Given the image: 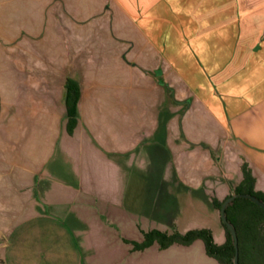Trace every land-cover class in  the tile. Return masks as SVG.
I'll return each mask as SVG.
<instances>
[{
    "label": "rangeland",
    "instance_id": "rangeland-1",
    "mask_svg": "<svg viewBox=\"0 0 264 264\" xmlns=\"http://www.w3.org/2000/svg\"><path fill=\"white\" fill-rule=\"evenodd\" d=\"M4 1L0 0V7L15 6V0H7L8 4ZM73 1L31 0L28 6L31 14L0 15V118L7 114L13 101H30L32 118L42 119L44 124L40 135L44 139L32 142L31 152L46 156L42 171H47L44 177L48 186L66 183L71 178L64 169L69 166L65 162L59 171L57 165L58 160L62 161L57 142L60 137L57 114L61 108L58 97L64 95L67 79L90 89L87 91L94 98L90 120L103 139L107 137V199L117 204L128 219L122 217L116 220L119 222L109 223L121 238L108 247L90 234L87 226L78 225L70 216L65 218L63 225L69 230L76 233L78 228L75 235L79 247L84 248L82 238L87 239L84 255L91 256L94 264H218L206 255L200 240L190 246L171 245L165 249L154 245L130 254L127 248L137 251L133 245L142 243L144 234L153 229L182 233L208 228L216 244L224 242L215 222L219 220V211L211 204V194L204 196L203 184L221 170H227L225 163L223 167L217 163L216 154L220 156L233 138L227 133L222 135L200 97L217 115V107L226 114L232 113V106L236 108L232 103L243 97L240 94L246 85L241 82L247 80L232 79L231 73L242 70L247 63L249 51L243 44H263L264 0H159L162 9L156 16L161 25L159 32L171 42L175 69L178 74L186 71L197 85L199 72L206 68L199 62L200 54L197 52L196 56L192 42L204 35L219 39L221 33L215 26L221 24L225 41L240 44L241 47L235 48L237 54L228 58L223 55L224 79H209L214 90H185L179 87L177 79L176 90L166 89L172 72L164 55H158L159 45L149 44L142 35L140 28L148 23L141 9L134 7L133 14L125 16L116 0H107L106 9L94 4L93 8L100 12L95 16L82 14L81 20L69 14H55V9L65 4L91 10L88 0ZM148 1L145 0L146 4ZM244 23L253 29L242 30ZM12 24L17 29L11 30ZM11 35L14 39L8 40ZM191 52L195 53L196 63ZM262 63L257 62V66L262 68ZM210 65L216 67L214 63L207 64ZM151 76L166 90H149ZM33 134L39 136L37 132ZM174 145L177 148L173 150ZM184 147L202 148L212 163L204 164L196 152L185 157ZM23 150L24 144L18 140L16 151ZM191 174L196 176L198 186L190 187V183L196 182L190 178ZM32 180L40 182L36 175ZM56 229L44 228L42 237L37 235L31 240L32 250L42 251V261L37 264H46L45 253L56 248L63 253L59 254L58 264L70 263L69 242ZM105 246L107 253L103 252Z\"/></svg>",
    "mask_w": 264,
    "mask_h": 264
},
{
    "label": "crops",
    "instance_id": "crops-1",
    "mask_svg": "<svg viewBox=\"0 0 264 264\" xmlns=\"http://www.w3.org/2000/svg\"><path fill=\"white\" fill-rule=\"evenodd\" d=\"M88 1L91 10H81L78 6L71 5L69 7L65 4V6L62 5L61 9H55V14H69L77 20H81L80 16L82 14L95 16L100 12V10L93 8L95 7L94 4L100 5V8H107V0H98L97 3L95 0ZM131 1L116 0L118 8L125 16L132 15L135 8L145 12L148 24L141 26L142 35L147 37L149 44L159 45L158 55L161 53L164 55L165 64L172 72L169 74L166 89L176 90L175 79H177L179 87L185 90H214L209 79L213 77L224 79V57L228 58L235 53L237 54L238 51L235 48L237 46L241 47L240 44H235L234 41H225L222 37L223 26L221 24L215 26L217 32L221 33L219 39H208L203 34L204 36L201 37V40H198L199 42L197 40L192 42L191 46H194L196 56H198L197 52L200 54L199 62H202L201 64L206 68L205 71L201 70L202 72H199L200 81L197 85L186 71L183 74H178L175 69L176 60L170 51L171 42L163 38V34L159 32L161 25L158 22L159 18L156 17L162 10L159 0H149L148 4L145 0ZM4 3L8 4L7 0ZM30 3L31 0H15V6L10 4L12 7H0V15L31 14V7H28ZM244 25L241 27L242 30L246 28L247 30L253 29L249 23H244ZM104 26L107 27V25ZM15 28L17 29L14 24L10 27L11 30ZM200 28L202 29V27ZM1 36L5 37L3 33H1ZM7 38L8 40L14 39L12 35ZM247 43L242 45L243 48H247L249 51L247 52L246 65L242 70L231 73L232 79L247 80L241 82V85H246V90H242L240 94V96H243L242 98H237L232 103L236 106V108L232 106V113L226 114L223 109L217 107L216 111L219 112L217 115L216 112L214 113V108L210 107L202 96L200 97L203 106L212 115L213 122L222 135L227 133L233 138L231 145L225 147L220 152V156L216 154L217 163H221V165L225 163L227 170H221L215 178L208 179L203 184L205 188L204 196L209 197V194H211V201L212 199L222 201L234 194V188L242 180L243 164H246L251 171L255 180V190L264 194V66L262 68L260 65L257 66V62H263L262 64H264V40L263 44ZM162 44L164 48L161 47ZM195 53L193 55V52H191V55H189L196 63ZM184 56L187 58L188 54ZM209 63L216 64V67H213V65L208 67L207 64ZM245 74L247 76L244 77ZM228 76L230 75L228 74ZM150 79L149 90H166L162 84H158L157 79L152 78V76ZM80 87L81 98L78 104V121L71 135L66 131V109L63 93L58 97L61 108L59 115L57 114L60 117V137L57 142H59L60 160L62 161L58 160L57 165L59 171H61L65 162L69 166L65 168L66 170L64 169V172L70 174L71 178L66 183H54L48 186L44 177L47 175V171H42L47 158L46 156L43 158L41 155H34L31 152L32 142H42L44 139L40 136L44 124L42 119L32 118L33 111L30 101H13L7 114L3 115L2 119L0 118V264H37L41 259L42 251L32 250L31 240L37 235L42 237L41 234L45 233L43 229L47 227L57 228L56 230L68 240V246L70 247L69 264H94L90 259L91 256L84 255L87 239L82 238L83 244L81 245L84 248L79 247L80 243H77V236L75 235L78 233V228H75V233L63 225L64 219L69 216L78 225L87 226L90 234L96 235L108 247L120 242L121 236L115 235L109 223L111 225L119 222L116 220L122 217L128 219V216L122 209H119L117 204L107 199V137L103 139L104 136L100 134L101 131L97 130L96 124L90 120L92 112L90 108L92 99L94 100L87 91L90 89L83 87L82 84H80ZM241 102L242 104H239ZM33 132L39 133V136L33 134ZM18 140L24 144V150L20 151L21 153L16 151ZM45 141H48L46 137ZM176 148V145H174L172 149ZM199 149L200 152H197ZM184 151L183 155L185 157L186 155L192 156L196 152L204 164L209 166L212 163L207 152L204 153L200 147H195L193 150L184 147ZM55 169L58 172L57 166H55ZM33 175L39 176L40 185L38 182H33ZM190 178L195 179L196 176L191 174ZM194 181L196 182L194 184L190 183V187L198 186L197 179ZM212 216L215 220L214 211H212ZM215 222L220 227L222 237L225 238L220 216L218 222L216 220ZM129 236L125 238H129ZM132 237H135V235H131ZM154 245L157 244L152 246ZM57 249L54 252L45 253L46 264H58L59 254L62 255L63 253L57 252ZM103 252L107 253L106 246ZM127 252L130 254L143 251H133L132 248H127Z\"/></svg>",
    "mask_w": 264,
    "mask_h": 264
},
{
    "label": "trees",
    "instance_id": "trees-1",
    "mask_svg": "<svg viewBox=\"0 0 264 264\" xmlns=\"http://www.w3.org/2000/svg\"><path fill=\"white\" fill-rule=\"evenodd\" d=\"M64 105L66 109V131L71 135L77 126L78 104L81 98V87L77 81L67 79L64 85ZM255 180L246 164L242 166V180L234 188V194H247L264 201V194L254 188ZM225 200V199H224ZM212 199V206L220 210L224 201ZM227 220L233 225L238 242V264H264V210L248 199L236 198L225 210ZM222 225V223H221ZM224 229V242H214L212 233L207 228L191 229L184 233H168L150 230L144 234L143 242L134 244V250H143L153 244L160 249L171 245L190 246L195 241L203 243L205 253L218 264H233L235 249L228 230Z\"/></svg>",
    "mask_w": 264,
    "mask_h": 264
},
{
    "label": "water",
    "instance_id": "water-1",
    "mask_svg": "<svg viewBox=\"0 0 264 264\" xmlns=\"http://www.w3.org/2000/svg\"><path fill=\"white\" fill-rule=\"evenodd\" d=\"M236 198L248 199L251 202H253L254 204H256L257 206H259L261 209L264 210V201L254 197V196L247 195V194H232L231 196L227 197L222 202L220 210H219V216H220V220H221L222 225L228 230V232H229V234L231 236L232 242H233V246H234V249H235V254H234V257H233V264H238L237 235H236V231H235L233 225L226 218L225 210H226L227 206Z\"/></svg>",
    "mask_w": 264,
    "mask_h": 264
}]
</instances>
